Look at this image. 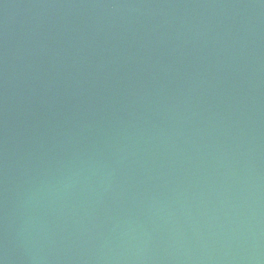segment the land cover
Segmentation results:
<instances>
[{"label": "water", "instance_id": "95a60500", "mask_svg": "<svg viewBox=\"0 0 264 264\" xmlns=\"http://www.w3.org/2000/svg\"><path fill=\"white\" fill-rule=\"evenodd\" d=\"M0 264H264V0H0Z\"/></svg>", "mask_w": 264, "mask_h": 264}]
</instances>
